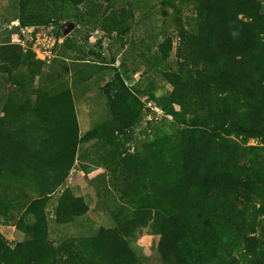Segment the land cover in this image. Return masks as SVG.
<instances>
[{"label":"trees","instance_id":"trees-1","mask_svg":"<svg viewBox=\"0 0 264 264\" xmlns=\"http://www.w3.org/2000/svg\"><path fill=\"white\" fill-rule=\"evenodd\" d=\"M58 1L17 0L20 24L47 25L60 2L75 10L89 1L106 4L107 16L128 28L134 18L131 6L115 9V0ZM262 1L158 0L162 9L171 10L177 30V64L175 71L162 73L171 87L166 96L156 99L147 92L143 95L149 94L174 124L184 129L169 141L156 140L149 149L152 154L122 159V198L134 209L128 219L117 216L115 228L100 229L83 242L81 252L74 255L77 264H141L127 239L147 226L158 238L161 264H189L191 256L212 260L219 252L228 255L241 244L247 224L244 208L248 210L256 202L264 207L261 150L235 141L259 139L264 145ZM189 7L191 24L184 29L182 10ZM172 44L170 37L159 44L155 68L170 57ZM0 57L12 64L20 61V56L6 48L1 49ZM21 57L29 62L32 82L43 63L31 54ZM57 60L53 70L68 74L69 69ZM86 72L74 70L70 76L74 81L87 80ZM18 80L12 83L23 85ZM26 86V94L36 93V100L11 93L0 117V214L8 212L11 197L30 189L35 198L26 209L36 218L38 205L67 178L78 147L100 141L97 150L103 148L111 158L112 149L122 144L107 130L114 128L121 133L137 124L141 105L123 88L108 96L107 123L81 136L69 91L44 98ZM246 156L245 165L240 166ZM229 158L235 165L227 167ZM97 160L104 163L105 156ZM111 165L106 163L108 173ZM86 210L80 198L63 194L55 222L69 223ZM40 225H27V236L33 240L13 248L6 246L0 235V264H55L50 245L37 242L42 239Z\"/></svg>","mask_w":264,"mask_h":264},{"label":"rangeland","instance_id":"rangeland-1","mask_svg":"<svg viewBox=\"0 0 264 264\" xmlns=\"http://www.w3.org/2000/svg\"><path fill=\"white\" fill-rule=\"evenodd\" d=\"M127 5L134 12L130 28L111 20L105 13L106 4L89 1L75 10L60 2L55 9L54 19L45 26L35 27H43L44 33H50L60 39L61 43L52 51L51 60L42 62L43 68L30 82L29 62H24L21 55L31 54L38 61L32 49L34 34L26 30L34 26L23 27L20 24L17 0H0V52L6 48L20 56L17 64L0 57V117L3 115V104L11 93L23 99L30 97L36 100V93L26 94L27 90L23 88L26 85L28 90H37L44 98L47 94L59 96L69 91L81 136L107 123L110 118L108 96H114L123 88L141 105V116L137 124L121 133L114 128L107 130L116 138L117 144H122L112 149L111 158L103 153V148L97 150L101 146L100 141L97 145L91 141L78 147L67 178L52 196L38 205L36 218L26 209L35 198L32 190L25 189L11 197L13 203L8 212L0 214V235L10 248L29 238L31 242L33 238L27 236L26 226L38 222L41 224L42 239H37V242L43 240L50 245L55 253V264H77L78 259L74 255L81 252L83 242L94 237L100 229L115 228L116 217L128 219L134 209L133 204H128L122 198L125 189L120 184L123 178L120 172L122 159L139 156L144 152L152 154L149 149L156 140L169 141L184 129L183 126H176L173 119L149 97L152 94L157 99L171 91L162 77L163 72L175 71L177 64L175 50L178 39L170 17L171 10L162 9L158 0H115L114 7L116 9ZM262 10L264 13V1ZM192 14L190 7L182 10L184 29L190 28ZM69 24L74 28L68 35H64L63 29ZM168 37L172 38L173 50L158 71L154 64V54L159 44ZM66 39H69L67 43ZM56 60L57 64L62 65L59 63L62 62L69 69L68 74H59L53 70ZM85 69L87 80H72L70 75L74 70ZM15 78L20 79L18 81L23 85L12 83ZM145 92L149 94L143 95ZM235 141L241 146L261 150L259 160L264 166V145L259 139H249L243 144L239 140ZM101 156H105L104 163L97 160ZM247 158L238 165H245ZM106 163L112 164L109 173ZM232 164L235 165V162L229 158L227 167ZM63 194L80 198L87 210L69 223L57 224V207ZM250 207L248 210L242 207L247 224L240 245L231 249L228 255L219 252L212 260L206 257L198 260L191 256L189 264H264V207L258 202ZM248 240L250 242L247 244ZM127 242L141 264H161L157 252L158 238L151 226L134 231Z\"/></svg>","mask_w":264,"mask_h":264},{"label":"built area","instance_id":"built-area-1","mask_svg":"<svg viewBox=\"0 0 264 264\" xmlns=\"http://www.w3.org/2000/svg\"><path fill=\"white\" fill-rule=\"evenodd\" d=\"M26 30H29L34 34V37L32 39V49L35 58L43 63L49 62V60H51V57L53 56L52 51L57 45L61 43V40L53 37L50 33H44L43 27H30L26 28ZM35 30L37 31V33L35 32ZM50 30L51 28L49 29V31ZM148 106L150 107L151 105L148 104Z\"/></svg>","mask_w":264,"mask_h":264},{"label":"water","instance_id":"water-1","mask_svg":"<svg viewBox=\"0 0 264 264\" xmlns=\"http://www.w3.org/2000/svg\"><path fill=\"white\" fill-rule=\"evenodd\" d=\"M74 28L72 24L66 25L63 29V34L68 35V33Z\"/></svg>","mask_w":264,"mask_h":264}]
</instances>
